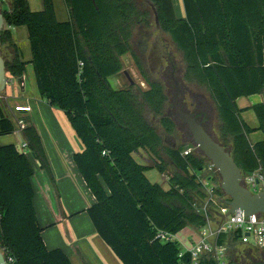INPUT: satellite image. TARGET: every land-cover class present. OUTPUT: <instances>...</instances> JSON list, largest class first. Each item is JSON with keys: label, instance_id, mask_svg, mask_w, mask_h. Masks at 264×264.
Here are the masks:
<instances>
[{"label": "trees", "instance_id": "trees-1", "mask_svg": "<svg viewBox=\"0 0 264 264\" xmlns=\"http://www.w3.org/2000/svg\"><path fill=\"white\" fill-rule=\"evenodd\" d=\"M138 1L64 0L69 11L65 22L57 21L52 0H41L39 11L30 10L27 0L8 1L0 31L1 46L12 50V57L4 58L6 72L16 79L25 73L27 62L11 37L12 28L25 27L37 90L49 106L64 113L83 145L73 161L96 200L86 213L119 263L193 264L189 253L179 256L178 241L161 235L175 236L184 228L199 232L215 217L212 203L206 212L199 211L207 194L197 176L209 162L191 139L177 147L164 146L144 117L147 108L166 135L176 133L174 118L166 114L168 98L162 84L146 77V90L129 83L114 89L109 83V78L122 75L127 55L135 60L141 77L132 36L141 25L150 28L151 20ZM148 1L160 32L181 54L185 80L204 88L216 108L221 140L212 138L231 154L243 176L264 175V139L249 140L255 132L264 135V102L248 109L236 104L240 98L264 95V0H181L180 18L171 0ZM201 104L197 100V112L190 114L199 123L198 118L206 116ZM248 110L257 119L255 129L241 117ZM15 129L1 113L0 137ZM20 132L26 149L52 179L34 126L28 124ZM188 148L192 152L183 155ZM141 151L155 160L153 169L161 175L167 172L168 159L173 171L166 179L167 189L148 180L145 171L150 166L137 159ZM33 176L23 151L0 145V252L8 264H71L61 250H48L43 243ZM214 180L219 181L218 175ZM215 193L220 203L227 200L220 188ZM216 243L227 248L229 264H241L239 256H229L231 250L244 247L237 232L219 235ZM242 255L264 264V253L258 250L244 247ZM197 264L216 263L204 254Z\"/></svg>", "mask_w": 264, "mask_h": 264}, {"label": "crops", "instance_id": "crops-1", "mask_svg": "<svg viewBox=\"0 0 264 264\" xmlns=\"http://www.w3.org/2000/svg\"><path fill=\"white\" fill-rule=\"evenodd\" d=\"M171 1L177 18L183 17L181 0ZM66 10L67 21H69L67 7ZM18 29H11V37L13 44L20 52L22 60L27 62V65L21 81L18 82L16 78H9V85L17 84L21 97L15 100L12 107L8 108L6 104L7 96H5V100L2 101L3 105H0V114L8 116L15 127L17 120L23 121L25 126L28 124L34 126L48 160L52 179L41 169L39 162L32 157L28 149H23L34 171L31 182L34 190V206L37 219L42 228L41 238L43 243L48 250H61L69 258L71 264H120L99 238L86 213V210L95 204L96 200L73 161V155L81 152L83 145L64 113L49 106L40 96L36 87L33 67L29 63L31 54L26 60L23 59V52L17 45L13 35L15 32L21 33ZM11 57L12 50H9L8 57L4 58L10 59ZM111 78L114 80V89H120L124 86L119 76ZM27 84H35V90L30 94V98L26 96ZM260 97L258 103H263V95H260ZM239 101L242 102L241 105L238 104ZM253 102L252 96H250L238 99L236 104L239 109H248L257 104ZM15 107H29L30 112L14 113ZM256 133L249 135V137L256 135ZM263 139L264 135L262 134L260 139L255 142ZM10 144L17 148H21L25 144L22 134L17 128L11 136L0 138V145ZM190 231L192 236L189 241L177 240L181 249L183 248L182 250L191 248V245L198 240L196 231L192 229Z\"/></svg>", "mask_w": 264, "mask_h": 264}, {"label": "rangeland", "instance_id": "rangeland-1", "mask_svg": "<svg viewBox=\"0 0 264 264\" xmlns=\"http://www.w3.org/2000/svg\"><path fill=\"white\" fill-rule=\"evenodd\" d=\"M27 1H28L30 10L39 11L42 9L41 0H27ZM52 1H53V7H54L55 16H56L57 21H59V22L67 21L68 15H67V10H66V5L64 3V0H52ZM4 2L5 3H2V0H0V9L1 10H8L9 9L8 2L7 1H4ZM141 4L143 6L145 5L144 0H142ZM148 10L152 15L151 10L150 9H148ZM3 28H5V26H3ZM151 28H154L153 19L151 21ZM18 30H20L21 33L15 32V33H13V35H14V38H15L17 45L21 48V50L23 52V59L26 60L31 54L30 49H29L27 30L25 27H20ZM154 36L158 37V41L156 44H157V48L159 49V51L164 53V51L166 50L172 54V58L175 61V64H174L175 68L174 69L173 68L172 69H166V64L163 63L162 64L163 65L162 70H164L163 73L161 72V73H155L152 75H148V73L146 72V67H145V65H146L145 56L149 53V50H150V47H151L153 40H151L150 42H147L148 45H146V46L143 45L141 47L140 51L138 50V48L137 49L134 48V54H135V57L141 66V70L143 71L144 75L151 82L160 83L165 87V93H166L167 98H168L167 107H166V114L168 116H170V114L173 111L171 104L173 101V95L175 93V85H177V87H178L177 102H178L179 108H181L182 111H184L185 113L190 115L191 113L197 112L196 111V103H197V100H200L202 103L201 104L202 110H204V112L206 113V116L203 118V120L205 122L204 125H205L206 129L212 135V137H214V139L221 140L220 135H219L220 123H219V120L217 117L216 108H215L214 104L212 103V101L210 100L207 91L204 88L199 87L194 82L185 80V78H184V65L181 62V54L172 46V44L169 41L168 36L161 34V33H159V35L153 34V37ZM0 53L3 57H8V51L6 50L5 46H0ZM122 62H123L124 67H125L124 71H126L129 74L131 80L136 85H138L141 89L146 90L147 85L145 83L141 82L142 78L140 77V74L137 72V69L135 66V60L131 56L127 55V56L123 57ZM171 76H172L173 80L171 79ZM119 77H120V80L123 81L124 85H126V84L128 85V83H126V80L122 75H120ZM109 83L112 86V88L115 87L113 78H109ZM34 88H35V84H27L26 96L28 98H30V96H31L30 94L32 93V91L35 90ZM20 93L21 92H20V89L18 88L17 84H11L7 87V89L4 93V97L7 96L6 104L8 105V108L12 107V105H14L15 100L21 97ZM263 98H264V96L262 97V99ZM260 99H261L260 95L259 96L258 95L252 96V101H254L253 103H258V101H260ZM2 103L3 102L0 99V105H3ZM238 104L241 105L242 102L239 101ZM143 112H144V117L146 118V120H148V122L152 123V125L155 127L158 135L161 137V139L163 141L164 146L177 147L182 143H189L191 141L190 140L191 138H190V135H189V132H188L186 126L184 124L180 123V121L177 118L173 117L176 124H177V127H178L177 131L174 135L168 136L164 133V131L160 127L159 123L156 122V120L152 118V115L147 108H145ZM170 117H172V116H170ZM241 117H242L243 121L249 127L255 128L256 126H258L257 119H256V117L252 111L243 112L241 114ZM11 135L2 136L0 138L3 139L5 137L11 136ZM185 135L187 137H184ZM261 136H262V134L260 132H257L256 135L250 136L249 140H250V142H255L256 140L260 139ZM188 137H189V140H188ZM137 159H138L139 163L150 166L151 169H146V171H145V175L148 178V180L151 183H157L160 186H162L164 189H167L168 185H167L166 179H167L168 175H170L171 172L173 171L171 166H170V162L168 161V159L165 157V162L169 166H168L166 174H164V175L159 174L155 169H153V167L155 165V160L150 155L145 154L141 151L139 153V156H137ZM208 166L204 167L203 173L199 175L200 178H205L208 175L215 176L211 172L207 171ZM217 184L219 185V181L217 182ZM214 207H215L214 209H216L215 204H214ZM213 220H214V222H216V218H212V221ZM212 226H214V225H212ZM190 230L191 229H189V228L182 229L178 234H176L174 236L175 240H179V241L187 240V241H189V239H191V236H192V233ZM235 250L236 251L231 250L229 252V256L231 255V259H235L237 256H239L240 257L239 262L241 264H255L254 261L251 260L249 257L242 255V253L244 251V247H238ZM252 255L254 257H256L254 253H252Z\"/></svg>", "mask_w": 264, "mask_h": 264}, {"label": "built area", "instance_id": "built-area-1", "mask_svg": "<svg viewBox=\"0 0 264 264\" xmlns=\"http://www.w3.org/2000/svg\"><path fill=\"white\" fill-rule=\"evenodd\" d=\"M264 96V95H263ZM14 113H28L29 107H15ZM16 128L22 131L25 128V124L21 120L16 121ZM196 148V147H195ZM26 149L24 144L21 147V151ZM193 148H188L183 152V155H188L192 152ZM204 169L198 174V180L206 191V202L200 206L199 211L206 212L209 203L215 204V217L216 222L208 220L207 225L201 229L198 234V240L191 245V248L182 250L179 256L185 252L189 253L193 264H197L200 258L204 254H209L215 260L216 264H229L228 263V251L225 246H218L216 240L221 234H228L237 232L239 234V242L244 247L258 250L264 253V215H252L245 216L243 213L235 212L227 216L222 222L221 217L228 212V207L224 205V202L217 201L215 188H219L215 176L208 175L205 178H200ZM207 171L214 175H217L213 166L209 165ZM244 186L252 193H257L262 189L264 184V175L259 172L252 173L248 176H243ZM226 200V199H224ZM214 225V226H212ZM164 240H175L173 235H161ZM177 241V240H176Z\"/></svg>", "mask_w": 264, "mask_h": 264}, {"label": "water", "instance_id": "water-1", "mask_svg": "<svg viewBox=\"0 0 264 264\" xmlns=\"http://www.w3.org/2000/svg\"><path fill=\"white\" fill-rule=\"evenodd\" d=\"M10 1V0H4ZM155 23H158L156 13L154 12ZM4 26V18L0 9V31ZM1 46V41H0ZM134 85L129 74L122 72ZM21 79H18V82ZM9 86V78L6 72V63L0 53V99L5 100L4 93ZM178 87L175 85V93L172 101V113L170 116L177 118L180 123L184 124L189 132L193 145L202 154L216 170L219 178V188L227 199L224 205L227 206L228 212L221 217V222L229 215L240 212L245 216L264 215V184L262 189L257 193L250 192L243 184V174L237 167L231 154L215 141L212 136L204 129L201 123L195 118L181 110L177 102ZM21 153V148L18 147ZM66 235H68L66 233ZM0 264H8L4 255L0 252Z\"/></svg>", "mask_w": 264, "mask_h": 264}, {"label": "flooded vegetation", "instance_id": "flooded-vegetation-1", "mask_svg": "<svg viewBox=\"0 0 264 264\" xmlns=\"http://www.w3.org/2000/svg\"><path fill=\"white\" fill-rule=\"evenodd\" d=\"M141 3H142V0L137 2V5L141 6V12L146 11L150 14V20L152 21L153 19L154 28H151V27L145 28L143 25H141L140 27H137L132 36L133 47L135 49L138 48V50L140 51L143 45L146 46L148 45L147 42H150L151 40H153L149 53L145 56V62H146L145 67H146V72L148 73V75H152L155 73H161V72L163 73L164 72V70H162L163 63L166 64V69H172V68L174 69L175 61L172 58V54L166 51L165 49H164L165 50L164 53L160 52L156 44L158 41V37L157 36L153 37V34L159 35L160 33L159 25L158 23L157 24L155 23V16H154V12L156 13L155 8L148 0H144V4H145L144 6ZM148 9L151 10L152 15ZM122 76L125 78L126 83L130 84V81L124 76L123 73H122ZM144 77L146 76L141 70V78H142L141 82L148 84L147 82H145ZM171 79H172V76H171ZM152 83H157V82H152ZM133 84L135 83L133 82ZM198 120L200 121L202 125H204L205 122L202 117L198 118Z\"/></svg>", "mask_w": 264, "mask_h": 264}]
</instances>
